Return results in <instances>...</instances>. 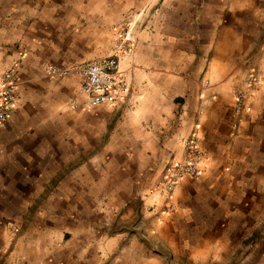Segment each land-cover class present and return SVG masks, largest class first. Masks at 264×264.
Instances as JSON below:
<instances>
[{"label":"crops","instance_id":"obj_1","mask_svg":"<svg viewBox=\"0 0 264 264\" xmlns=\"http://www.w3.org/2000/svg\"><path fill=\"white\" fill-rule=\"evenodd\" d=\"M107 2L96 8L90 53L111 54L127 30L131 45L120 66L129 88L117 106L84 107L72 105L83 100L77 77L45 73L50 64L83 62L63 56L77 46L66 24H36L14 15V0H0V68L19 77L17 105L0 126V199L64 201L63 231L75 242L50 243L47 216L17 243H3L0 220V264H107L101 211L128 201L134 214L140 202L145 216L152 208L172 226L213 228L226 219L228 200L245 198L238 188L264 177V91L249 92L240 114L234 98L264 73V0ZM192 135L203 152L201 173L180 182L175 210L163 213L155 185ZM21 231L15 224L14 234Z\"/></svg>","mask_w":264,"mask_h":264},{"label":"rangeland","instance_id":"obj_2","mask_svg":"<svg viewBox=\"0 0 264 264\" xmlns=\"http://www.w3.org/2000/svg\"><path fill=\"white\" fill-rule=\"evenodd\" d=\"M107 1L14 0V15L32 17L36 24L54 22L56 28L66 24L61 28L74 36L72 40L77 46L63 56L72 63L87 61L94 57L90 53V36L96 8L106 10ZM126 33L127 30L122 31L123 35ZM255 89L264 91V73L250 77L247 87L236 89L234 96L242 91L247 102L249 92ZM247 186L238 188L245 198L228 200L226 219L222 218L221 223L213 228L204 223L172 226L171 216H156L152 208L145 216L140 202L133 205L134 214L127 211L128 201L116 206L109 215L101 211L103 214L97 216V229L99 243H109L105 246L107 264H264V177L260 176L256 185ZM63 202L0 199L3 243H17L28 232L26 228L41 226L47 216L50 243H75L74 232L63 231L65 217L59 214ZM105 202L100 200V207L106 208ZM43 209H46L45 216H42ZM74 219L68 217V221ZM15 224L22 226L20 233L14 234Z\"/></svg>","mask_w":264,"mask_h":264},{"label":"built area","instance_id":"obj_3","mask_svg":"<svg viewBox=\"0 0 264 264\" xmlns=\"http://www.w3.org/2000/svg\"><path fill=\"white\" fill-rule=\"evenodd\" d=\"M131 39L126 33L117 40L116 47L105 57L83 61L70 66L50 64L45 73L48 77L75 76L79 79V93L82 102L72 101V105L84 107L99 105L117 106L126 96L129 88L127 73L120 66V59L129 52ZM256 80V79H254ZM19 77L13 67L0 68V126L10 117L18 101ZM235 109L238 114L244 111L246 96L240 91L235 93ZM184 155L181 159L168 164L163 169L162 180L155 185V191L164 199L163 213L175 210L171 197L175 188L186 178L198 177L203 152L195 136L183 142Z\"/></svg>","mask_w":264,"mask_h":264}]
</instances>
